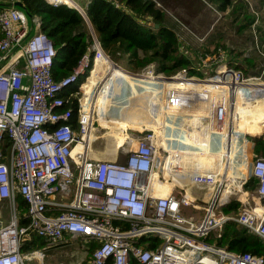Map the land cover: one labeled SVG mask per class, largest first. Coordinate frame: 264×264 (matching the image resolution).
<instances>
[{"label":"built area","instance_id":"2783aa9c","mask_svg":"<svg viewBox=\"0 0 264 264\" xmlns=\"http://www.w3.org/2000/svg\"><path fill=\"white\" fill-rule=\"evenodd\" d=\"M18 2L22 1L0 0V199H7L10 206L6 220L0 210V264H30L22 244L33 234L46 240L47 246L39 253L72 238H82L88 250L90 243H96L84 264H264V255L232 250L215 241L230 222L264 240V155L252 161L260 208L244 202L237 212L224 210L236 187L242 186L227 184L223 178L227 174L220 168L225 149L220 128L230 130L231 93H237L240 84H249L242 70L225 68L222 76L212 78L220 79L215 89L220 91L217 94L223 108L221 127L210 119L214 125L203 128L209 131L211 126V132H216L208 141L209 148L217 150L216 166L211 164L212 156L203 151L202 157L201 151L196 157L202 168H195L192 152H178L171 144L173 149L161 147L151 130L139 139L128 140L119 160L95 157L85 139L93 130L97 134L93 98L87 101L85 94L79 97L75 127L73 110L63 108L66 99L60 93L83 77L86 81L99 59L109 61L108 56L95 36L93 52H86L73 72L56 80L53 41L41 29V17H30ZM178 77L194 78L179 73L173 81ZM182 86L184 83L178 87ZM189 97L172 101L187 107L185 100L193 99ZM184 129L174 128L173 133L180 136ZM5 134L11 139L8 150L2 145ZM172 150L173 171L164 164L172 159ZM174 159L186 166H175ZM173 173L181 178L174 180ZM187 179L207 189L202 214L184 212L188 205L199 207L191 197L193 191L186 188ZM159 181H173V186L162 194L164 186ZM228 188L231 191L226 194ZM19 193L28 203V224H20ZM213 236L214 241L210 239ZM143 239L153 245L146 247Z\"/></svg>","mask_w":264,"mask_h":264},{"label":"rangeland","instance_id":"374dc122","mask_svg":"<svg viewBox=\"0 0 264 264\" xmlns=\"http://www.w3.org/2000/svg\"><path fill=\"white\" fill-rule=\"evenodd\" d=\"M90 1L91 0H74L73 4L78 6L77 8L80 11L82 10L81 12L86 15V7ZM154 1L156 5L162 8V10H164V12L169 16L170 22L177 24L176 28L181 38L182 49L185 51L184 55L189 57L192 62L184 63L177 71L168 74L157 67L158 64L156 61L150 62L143 68L136 69L134 67L133 69L132 63L129 61L127 56L118 54L117 56H110L105 51L109 61H102L100 71L98 73L94 72L93 80L90 81L91 83L89 86L84 88L81 84L85 81V77L83 78L80 83L82 88L80 86L81 89H79L78 100L79 97H84L85 94L87 101H90L92 98L91 96L95 95L102 87H105L106 89H116L118 92H116L114 96L111 95L105 105L106 116L110 117L115 115L114 117H110L108 120L118 119L119 121H123V123H125V117L133 115L130 112H136L138 115H141L140 123H142L139 126V129L133 130L130 127L121 129V131L130 136L128 140L132 141L139 139L151 130V132H154L157 140L159 141H157V143L161 147L164 146L167 149H173V147H170L171 142V145H173V140L167 136L163 137V135H161L162 126L164 129L166 128L165 130L168 134L172 132V135L170 134V136H173L174 128L180 129L181 127H189V119L193 114L192 112H195L199 107L198 101H209V108L206 113H210V117H205V120L200 121L201 123L199 122L200 129L195 126V128L197 127L199 130H202L201 133L203 135V131L207 130L203 127L207 125H214L212 124V121L210 122V119L215 120L214 123L217 126L219 125L220 114L223 109L221 107L222 104L220 102V96L217 94L220 92L218 88L215 89L213 86L214 88L211 87V89L209 87L205 90L203 84L202 86L197 85L193 87L195 91L190 100L192 98L193 99L191 101L185 100L187 107H180L182 111H180L178 115L170 118L167 115L164 120H162L163 122L159 119L152 118V116L155 117V115L162 116L161 113L164 109L167 110L169 107H173L174 105L179 106V104H173V101L166 102L168 97L167 94L170 93L176 85L182 83L179 78L174 79L173 81V76L178 75L179 73H187V76H194L196 79L199 77L196 81H200V79L204 78L212 79L222 76V70L225 68L228 70L236 68L237 70H242L243 78L246 79V82L254 83L262 80L264 81V0H248V11L250 13H255L257 18L251 27L243 33H238L236 28L228 22L232 18L229 14L231 7H227L225 10H222L208 0ZM143 18L148 24L152 25L154 22L151 17L144 16ZM89 25L92 26L91 23H89ZM90 29L94 33V27L92 26ZM95 36L96 35L94 34V39L97 37ZM218 42L223 43V46L220 49H216ZM94 45L95 40L91 45L92 48ZM234 58H241L242 63L236 64L235 62H230ZM233 61H235V59ZM248 61H252L254 63V65L250 68ZM111 62L115 63L117 66L120 65L119 67L125 71H112L111 65L113 64H111ZM146 74L153 75L157 78L159 77L160 80L155 78L148 81L142 77ZM231 97L232 109L231 118L227 122L228 125L235 119V116L254 117L257 114L264 115L263 89L254 90L252 92L251 88L248 85H245L241 88V90L237 91V93H231ZM214 99L217 100V104L215 105H213ZM216 105L219 108H217V112L214 114L213 110L217 107ZM211 108L213 109L212 111L210 110ZM164 114L166 115V111ZM95 117L97 120L95 122V130L97 131V134H95V131L93 130V133H91L92 137L88 141V144L92 146V155L99 158L115 159L118 156V153L116 151V140L114 139L112 133L117 132V129L111 128L113 125L105 127L103 123L104 118H101L100 116ZM136 125L138 124L136 123ZM259 126H264V124L259 122ZM248 127L249 126L243 127L241 131L237 132L239 135L237 150L234 149L232 143L233 147L231 150L236 154L234 159L226 161V164L225 162H222L223 164L221 163L220 166V168H224L222 171L227 174L225 177L223 176V178H225V182L232 188H235L237 184L242 183L240 189L236 187L235 194H233L229 202L230 205L227 206L230 207L228 211H239L244 202L246 204L249 203L256 208H260L261 206L260 197L254 193L256 190L257 180L252 176V161L254 160L253 156L255 155V138L261 140L264 139V132L260 135L247 133V131H250L246 130ZM168 129L170 130L168 131ZM229 129V132L225 131L226 134L224 133V135L226 138L224 139H227V142L230 140L233 142V135L230 133L232 130L230 127ZM211 131L212 128L210 126L208 136L197 139L198 141H196L195 144L200 146L201 143L211 141V137H213L216 133L215 131H213V133ZM225 140L223 141L224 144H226ZM184 142H187V140L185 139ZM197 146H195V151H197ZM210 149L212 152L217 151L212 148ZM201 155L204 156V152H202ZM122 157H124V155L120 154V159ZM171 157V161L173 162V150L171 151ZM193 158H195V168H198V163H200L199 157L194 156ZM187 168L189 167H186V169ZM185 174L187 175L188 172ZM171 177L172 176L169 178ZM252 177L253 179H251ZM175 178L177 177L175 176L174 179ZM159 182L162 186H164V191L162 193H167L173 186V181L170 183ZM183 182H185V179ZM248 182H250V184L246 186ZM186 183L188 185L186 188H190V190L193 191L191 197H194L193 199L199 207L195 208L192 205H188L184 207L185 214L204 213V207L207 199L205 193L207 192V189L198 188L197 185L190 179H187ZM228 191L230 192L231 189L228 188L226 192ZM229 192L226 194H229ZM178 194L180 195L179 191ZM0 205L3 207L6 206V203H0ZM2 209H4V207ZM210 239L214 241L215 237L213 236ZM87 245L88 244H86V242L79 237L70 239V241L66 244L48 247L43 250L42 253H39L38 250L44 248L47 244L43 247L24 251V253L28 256L27 258L30 264H54L59 260L60 262H64V264H84L92 253L91 249L88 250Z\"/></svg>","mask_w":264,"mask_h":264},{"label":"trees","instance_id":"16d2710c","mask_svg":"<svg viewBox=\"0 0 264 264\" xmlns=\"http://www.w3.org/2000/svg\"><path fill=\"white\" fill-rule=\"evenodd\" d=\"M21 1L29 14L41 17V29L53 41L57 51L53 64V76L56 80L73 72L86 52H93L91 45L94 41V34L110 56H117V54L127 56L133 69L134 67L143 68L150 62L156 61L160 70L170 74L177 71L184 63L192 62L184 55L185 51L182 49L181 38L176 28L177 24L170 22L169 16L156 5L154 0H91L86 7V15L78 8L66 3L54 5L49 0ZM208 1L222 10L231 7L229 14L232 18L228 22L236 28L238 33H243L250 28L257 18L255 13L248 11V0ZM144 16L151 17L154 20L153 24H148ZM89 23L94 27V33ZM222 46L223 43L218 42L216 49ZM234 59L230 62L242 63L241 58ZM102 61L99 59L96 63L88 79L84 81L83 88L89 86L94 78V72H99ZM248 63L249 68L254 65L252 61ZM83 78L60 93L66 99L63 108L71 107L73 110L71 122L75 127L78 126V93ZM216 102L217 100L214 99L215 104ZM242 120L243 122L237 125V131H232L235 150L239 144L237 132L243 127L249 126L246 128L250 130L247 133L254 135L264 132V126H259V122L264 124V121H252L251 117L246 116H243ZM2 145L5 150L10 148L11 139L7 134L3 137ZM254 154V158L264 155V139L255 138ZM249 184L250 182L246 186ZM17 199L20 224H28V218L25 217L28 203L20 193ZM224 209L228 210L230 207ZM215 241L232 250L251 251L264 255V240L258 234L249 232L235 222L228 223L222 237ZM142 243L146 247L153 245V242L146 239H143ZM45 244L44 237L33 234L31 238L23 242L22 250H33ZM90 244L93 250L96 243Z\"/></svg>","mask_w":264,"mask_h":264},{"label":"bare ground","instance_id":"6f19581e","mask_svg":"<svg viewBox=\"0 0 264 264\" xmlns=\"http://www.w3.org/2000/svg\"><path fill=\"white\" fill-rule=\"evenodd\" d=\"M52 4L54 5H59V4H62V3H66V4H69V5H72L73 2L71 3H68L70 2L69 0H49ZM77 4V2H76ZM72 6H75L76 8L78 6L76 5H72ZM80 7V6H79ZM81 8V7H80ZM82 11V10H81ZM111 65L112 66V71L116 72V71H120V70H124L122 69L121 67L117 66L115 63H112L111 62ZM125 71V70H124ZM111 74V73H110ZM109 76V75H108ZM145 76V77H144ZM142 76L144 79L150 81L152 79H159V77H155L153 75H150V74H146ZM161 78V77H160ZM179 78V77H178ZM199 78V77H198ZM197 78V79H198ZM201 78V77H200ZM181 79H184V78H179V80L181 81ZM196 79V78H195ZM194 78H190V79H184V81L182 83H184V86L182 87H178V85H176L171 91L170 93H168V101H172L173 98H180V97H184L185 95L186 96H190L189 99L191 98V96H193L194 94V91L191 90L193 89V87L195 86H204V89L207 90V88H211V87H215V84L218 83V81H220V79L216 80V79H208L207 81H195ZM106 80V79H105ZM160 80V79H159ZM153 82V81H152ZM202 83V84H201ZM250 88H251V91L253 92L254 90H258V89H263L264 90V81H259V82H254V83H250L247 84ZM217 86V85H216ZM243 86H245L244 84H240L238 87H237V91L241 90V88H243ZM118 92L116 89H112V88H108L106 89L105 87H102L101 89H99L95 95H92L91 97L93 98V101H94V116H100L101 118H104L103 119V123L105 125V127H109V126H114L117 128V132H113V137L114 139L116 140V143H123L122 145V148L127 140V138H129V135L125 134L123 131H121V128L125 127V123H123V121H119L118 119H112V120H108L110 117H114V116H106L105 114V105L107 104V101L108 99H110L111 95L114 96V94ZM121 94V93H120ZM118 96V95H116ZM122 96V95H120ZM91 98V99H92ZM120 98V97H119ZM123 98V97H122ZM172 98V99H171ZM121 101V99H120ZM171 103V102H170ZM208 103L209 101H206L204 102L203 100L201 101H198V109L194 112H192L193 114L191 115L190 117V124H192V126L189 127V129H185L184 130V134L188 135V136H191V137H194V136H197V137H204L206 135H208V133H205L206 135H202V134H199V133H196L194 132L193 130V127L195 125H198L200 124L199 122L207 117V109L209 108L208 106ZM189 105V104H188ZM215 105V103L213 104ZM217 106V105H216ZM178 107L180 106H177L176 107H169L167 110H163L162 111V117L160 116L159 120H164V118L168 115V117H174L175 115H177L179 113L178 111ZM186 107V106H185ZM233 107V106H232ZM218 107H216V110H217ZM231 108V107H230ZM212 109V108H211ZM232 109V108H231ZM215 110V111H216ZM166 111V115L164 114ZM186 111V110H184ZM108 115V114H107ZM153 115V114H152ZM151 115V116H152ZM92 116V114H91ZM231 116V111H230V114H229V117H228V120H230V117ZM247 117H251L252 118V121L253 120H262L264 121V115H260V114H257L255 115L254 117L253 116H247ZM96 118V117H95ZM152 118H157L156 116H152ZM174 119V118H173ZM227 120V122H228ZM178 121V120H177ZM241 122H243L242 120V117H236L235 116V119L232 120V122L229 124V127L231 128L232 131H237V125L239 126V124H241ZM220 124V123H218ZM95 125V124H94ZM96 127V126H95ZM163 132H165L167 135L170 136V134H168L165 130H161ZM93 133V131L91 132ZM91 133H88L87 135H85V139H86V144L89 146V147H92L91 145L88 144V141L89 139L92 137V134ZM231 138V137H230ZM158 141V140H157ZM159 142V141H158ZM106 143V142H105ZM104 143V145H105ZM209 146H211V142H207L206 144L203 143L202 144V147L200 149V151H204L206 153H208L209 156H212L211 158V164H213L214 166H216V154L217 153H214L212 152V150L209 148ZM104 147V146H103ZM122 148H120V153L122 151ZM105 149V147H104ZM232 149V141L230 140L229 142L226 143V146H225V149H224V152L223 154L220 155V158L222 157V160H223V163L225 162V164L227 163L226 161H230L231 159L233 160L234 157L236 156V154L231 150ZM103 150V149H102ZM201 157V156H200ZM203 157V156H202ZM117 160H119L120 158H116ZM201 163V162H200ZM200 163L198 164L199 167L201 166ZM222 163V164H223ZM164 164L167 165L168 168H171V170H173V166L169 164V162H165ZM202 168V167H200ZM158 175L155 176V179L157 178ZM227 190V189H226ZM229 192V191H228ZM225 191V193H228ZM230 193V192H229ZM162 194H165V193H162ZM206 194V193H205Z\"/></svg>","mask_w":264,"mask_h":264},{"label":"crops","instance_id":"0c3cea01","mask_svg":"<svg viewBox=\"0 0 264 264\" xmlns=\"http://www.w3.org/2000/svg\"><path fill=\"white\" fill-rule=\"evenodd\" d=\"M69 5V4H68ZM70 6H72V5H70ZM75 7V6H74ZM100 71V70H99ZM93 80V79H92ZM91 80V81H92ZM91 83V82H90ZM131 114H133V115H128V116H126L125 117V127H123V128H121V129H125L126 127H130L131 129H133V130H136V129H139V126L141 125V123H140V117H141V115H138V113H136V112H130ZM97 116V115H96ZM155 116H157V115H155ZM98 117V116H97ZM162 117V116H161ZM160 118V116H157V118L156 119H159ZM162 121V120H161ZM189 121H190V119H189ZM163 122V121H162ZM136 123L138 124V125H136ZM190 126H192V124H189V127ZM195 126H197L199 129H200V124H198V125H195ZM195 126H194V132H195V134L196 133H199V134H202L201 133V131L202 130H199L197 127L195 128ZM189 127L187 128V127H184L186 130L187 129H189ZM111 128H116V127H114V126H112ZM117 129V128H116ZM166 129V128H165ZM164 128H163V126H162V128H161V130H165ZM170 129H168V131H169ZM199 130V131H198ZM166 131V130H165ZM220 131H222L223 132V139L224 138H226V136L224 135V133L226 134V132H225V130H223V129H221ZM203 135H206L205 133H209V131L208 130H205V131H203ZM232 135H233V133L232 132H230ZM158 134V133H157ZM156 134V135H157ZM170 134L172 135V132H170ZM161 135H163V137H165V136H167L168 138H170L171 140H173V141H175V138L176 139H178V142H175L174 144H173V146L174 147H176V148H178L177 149V151L179 152V151H182V152H192L193 153V156H196V154L197 153H200L201 151H200V149H201V147H202V144L203 143H201L200 144V146L201 147H198L196 144H195V142L196 141H198L197 139H200V138H202V137H197V136H194V137H191V136H188V135H186V134H184V132H183V134H181L180 136H177V135H175L174 133H173V136H169V135H167L165 132H163V131H161ZM208 135H206V136H204V138L205 137H207ZM214 136V135H213ZM129 138H130V136H129ZM192 138V139H191ZM187 140V142H184V140ZM225 140V139H224ZM226 141V143H227V139L225 140ZM128 142V138H127V140H126V142H125V144ZM208 141H206V142H204V143H207ZM232 143H234V136H233V142ZM124 144V145H125ZM170 144H172V142L170 143ZM187 144H191V145H193L194 147H186L187 146ZM122 145H123V143H116V151H117V157L116 158H120V148H122ZM195 146H197V151H195L196 150V148H195ZM224 146H226V144H224ZM233 147V146H232ZM177 156V155H176ZM194 159V161H195V158H193ZM175 160V163H176V165L175 166H177V167H179V166H186L185 164H184V161H180V160H176V159H174ZM166 162H169V164L170 165H172L173 166V162L171 161V160H169V161H166ZM199 164V163H198ZM199 168V167H198ZM173 171V170H172ZM178 172V171H177ZM174 174V177L176 176L177 178H175L174 180H176V179H180L181 178V175L180 174H178V173H173ZM182 182H183V180H182ZM0 203H6V206H3L4 207V209H2L3 207L0 205V210H1V212H2V216H3V219H8V217H9V214H10V206H9V202H8V200L7 199H0ZM9 210V211H8Z\"/></svg>","mask_w":264,"mask_h":264},{"label":"water","instance_id":"95a60500","mask_svg":"<svg viewBox=\"0 0 264 264\" xmlns=\"http://www.w3.org/2000/svg\"><path fill=\"white\" fill-rule=\"evenodd\" d=\"M48 1V0H47ZM50 2V1H49ZM19 3V5H22L23 6V3L22 2H18ZM51 3V2H50ZM29 14V13H28ZM29 16L31 17L32 15L31 14H29Z\"/></svg>","mask_w":264,"mask_h":264}]
</instances>
